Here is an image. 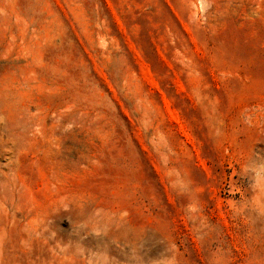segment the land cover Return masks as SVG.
Returning <instances> with one entry per match:
<instances>
[{
  "label": "rangeland",
  "instance_id": "obj_1",
  "mask_svg": "<svg viewBox=\"0 0 264 264\" xmlns=\"http://www.w3.org/2000/svg\"><path fill=\"white\" fill-rule=\"evenodd\" d=\"M0 264H264V0H0Z\"/></svg>",
  "mask_w": 264,
  "mask_h": 264
}]
</instances>
